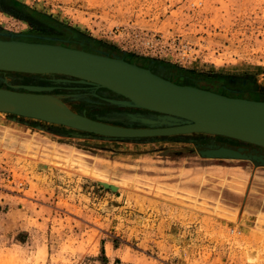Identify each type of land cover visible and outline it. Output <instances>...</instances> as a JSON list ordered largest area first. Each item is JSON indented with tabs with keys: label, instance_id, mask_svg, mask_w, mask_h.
Here are the masks:
<instances>
[{
	"label": "rangeland",
	"instance_id": "374dc122",
	"mask_svg": "<svg viewBox=\"0 0 264 264\" xmlns=\"http://www.w3.org/2000/svg\"><path fill=\"white\" fill-rule=\"evenodd\" d=\"M0 39L129 58L264 100V0H0ZM57 79L0 72V88L52 87L73 113L116 126L156 116ZM89 135L0 112V264H264V165L197 154L260 150L204 134Z\"/></svg>",
	"mask_w": 264,
	"mask_h": 264
},
{
	"label": "water",
	"instance_id": "95a60500",
	"mask_svg": "<svg viewBox=\"0 0 264 264\" xmlns=\"http://www.w3.org/2000/svg\"><path fill=\"white\" fill-rule=\"evenodd\" d=\"M0 72L58 76L103 89L121 99H104L116 107L156 114L154 119L129 115L140 128L111 125L77 115V121L38 116L29 112L9 113L62 126L107 139L137 140L188 134H204L233 140L264 152V101L224 96L191 85L173 83L148 68L96 53L40 42L0 39ZM52 87L0 88V96L34 105L37 95ZM200 158L252 161L264 165V153L225 145L197 150Z\"/></svg>",
	"mask_w": 264,
	"mask_h": 264
},
{
	"label": "bare ground",
	"instance_id": "6f19581e",
	"mask_svg": "<svg viewBox=\"0 0 264 264\" xmlns=\"http://www.w3.org/2000/svg\"><path fill=\"white\" fill-rule=\"evenodd\" d=\"M19 110L38 116H49L60 120H78L75 119L71 113H69L70 110L66 107V104H64V102L60 99V96L56 94L47 93L37 95V97L34 98V105L32 106L14 101L8 97L0 96V112L13 113Z\"/></svg>",
	"mask_w": 264,
	"mask_h": 264
},
{
	"label": "trees",
	"instance_id": "16d2710c",
	"mask_svg": "<svg viewBox=\"0 0 264 264\" xmlns=\"http://www.w3.org/2000/svg\"><path fill=\"white\" fill-rule=\"evenodd\" d=\"M124 61L126 62H129V63H133V64H137L139 66H141V62L140 61H137V60H131L129 58H124ZM173 71V70H171ZM184 71H173V72H170L168 74V80L174 82V83H177V84H188V82L190 81V78L186 77L183 75ZM189 80V81H188ZM82 135H85V134H82ZM91 136V135H89ZM224 139V138H223ZM224 140H227L229 142H232V143H239V142H236V141H233V140H228V139H224ZM239 145H243V144H239ZM247 146V145H246Z\"/></svg>",
	"mask_w": 264,
	"mask_h": 264
},
{
	"label": "flooded vegetation",
	"instance_id": "af4514ba",
	"mask_svg": "<svg viewBox=\"0 0 264 264\" xmlns=\"http://www.w3.org/2000/svg\"><path fill=\"white\" fill-rule=\"evenodd\" d=\"M224 96L235 97V96H229V95H227V94H226V95L224 94ZM256 101H257V100H256ZM261 101H264V100H261ZM255 149H256V148H255ZM257 150H258V149H257ZM258 152H260V151H258ZM260 153H261V152H260Z\"/></svg>",
	"mask_w": 264,
	"mask_h": 264
}]
</instances>
